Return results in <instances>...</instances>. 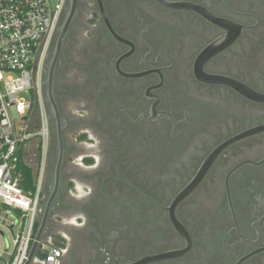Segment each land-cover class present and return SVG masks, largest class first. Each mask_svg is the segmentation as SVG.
Wrapping results in <instances>:
<instances>
[{
  "label": "flooded vegetation",
  "instance_id": "flooded-vegetation-1",
  "mask_svg": "<svg viewBox=\"0 0 264 264\" xmlns=\"http://www.w3.org/2000/svg\"><path fill=\"white\" fill-rule=\"evenodd\" d=\"M73 3L45 49L48 146L21 160L35 188L43 165L38 226L57 189L38 252L264 264V0Z\"/></svg>",
  "mask_w": 264,
  "mask_h": 264
},
{
  "label": "built area",
  "instance_id": "built-area-1",
  "mask_svg": "<svg viewBox=\"0 0 264 264\" xmlns=\"http://www.w3.org/2000/svg\"><path fill=\"white\" fill-rule=\"evenodd\" d=\"M65 4L0 0V232L8 239L0 238V264H25L35 239L43 165L35 190H26L20 163L34 141L44 152L48 146L44 55ZM37 113L41 122L35 126ZM61 253L60 247H48L43 263L60 264Z\"/></svg>",
  "mask_w": 264,
  "mask_h": 264
},
{
  "label": "water",
  "instance_id": "water-1",
  "mask_svg": "<svg viewBox=\"0 0 264 264\" xmlns=\"http://www.w3.org/2000/svg\"><path fill=\"white\" fill-rule=\"evenodd\" d=\"M75 4V0L73 3V6ZM241 90L243 92H245L246 94H251V91L247 88V87H242ZM59 173H60V165L58 166L57 170H56V176H57V184L59 181ZM56 190H54L52 196L50 197V200L48 201L46 207H45V211L43 214L42 219L40 220L39 226L37 227L36 233H35V239L33 241V244L31 246L30 252H29V256L27 261L25 262V264H33L36 261V254L40 248V244L42 241V236L45 232V228H46V224L48 221V216H49V212H50V208L51 205L53 203L54 197L56 195Z\"/></svg>",
  "mask_w": 264,
  "mask_h": 264
},
{
  "label": "trees",
  "instance_id": "trees-1",
  "mask_svg": "<svg viewBox=\"0 0 264 264\" xmlns=\"http://www.w3.org/2000/svg\"><path fill=\"white\" fill-rule=\"evenodd\" d=\"M20 166L21 168L23 167L24 169L26 168L24 166V164L20 163ZM23 187L26 189V190H35V187H33L32 183L29 181L28 177H27V180L23 183ZM37 227H38V224L36 225V230H37ZM40 258H44L45 257V254H42L40 252H38L37 254Z\"/></svg>",
  "mask_w": 264,
  "mask_h": 264
},
{
  "label": "rangeland",
  "instance_id": "rangeland-1",
  "mask_svg": "<svg viewBox=\"0 0 264 264\" xmlns=\"http://www.w3.org/2000/svg\"><path fill=\"white\" fill-rule=\"evenodd\" d=\"M36 142H37V141H36ZM30 149H31V146H29L27 152L30 151ZM20 167H21V166H20ZM23 172H24V168L22 167V173H23ZM16 217H19V212H17ZM12 230H13V228H12ZM0 238H1L2 240H5L6 242L8 241V239H6V235H5L3 232H0ZM4 258L8 259L9 256H8V255H5ZM41 260H43V259H41V258L36 254V262H39V261H41Z\"/></svg>",
  "mask_w": 264,
  "mask_h": 264
}]
</instances>
